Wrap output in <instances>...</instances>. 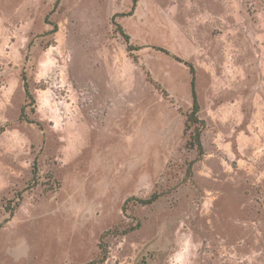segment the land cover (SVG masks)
I'll return each instance as SVG.
<instances>
[{"label": "rangeland", "instance_id": "rangeland-1", "mask_svg": "<svg viewBox=\"0 0 264 264\" xmlns=\"http://www.w3.org/2000/svg\"><path fill=\"white\" fill-rule=\"evenodd\" d=\"M103 252L264 264V0H0V264Z\"/></svg>", "mask_w": 264, "mask_h": 264}, {"label": "trees", "instance_id": "trees-1", "mask_svg": "<svg viewBox=\"0 0 264 264\" xmlns=\"http://www.w3.org/2000/svg\"><path fill=\"white\" fill-rule=\"evenodd\" d=\"M137 0H133V5L136 4ZM55 26H54V30H55ZM126 39L128 37H125ZM25 80V77L22 76V81H23V90H24V94L26 96V98H28L29 100H32V95L29 93L28 91V84L26 82H24ZM192 85V101H193V105H192V108L190 110V112L186 115V118H185V124H186V127H191L193 126L194 128V135L192 136V142L196 145V146H200V141H199V128L200 126H202V121H198L197 117H196V114L198 113V105L196 103V99H195V93H194V88H193V83H191ZM191 139V138H190ZM159 196L156 195V194H152L148 199H145V200H142L140 201L141 203H144V204H150V203H153ZM101 253V251H100ZM105 259V253L103 252L102 254H100V256L98 257V259L96 261H91L89 262L88 264H101L103 262V260Z\"/></svg>", "mask_w": 264, "mask_h": 264}]
</instances>
